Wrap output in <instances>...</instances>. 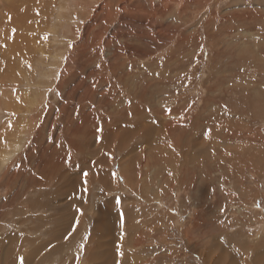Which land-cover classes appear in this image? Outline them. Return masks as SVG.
<instances>
[{
	"label": "rangeland",
	"instance_id": "rangeland-1",
	"mask_svg": "<svg viewBox=\"0 0 264 264\" xmlns=\"http://www.w3.org/2000/svg\"><path fill=\"white\" fill-rule=\"evenodd\" d=\"M8 5L0 69L17 71L0 90L13 120L0 114V246L22 251L16 264L35 245L59 250L32 264H99L111 245L109 264H264V0H0ZM43 150L83 182L75 209L65 179L37 169Z\"/></svg>",
	"mask_w": 264,
	"mask_h": 264
},
{
	"label": "bare ground",
	"instance_id": "bare-ground-1",
	"mask_svg": "<svg viewBox=\"0 0 264 264\" xmlns=\"http://www.w3.org/2000/svg\"><path fill=\"white\" fill-rule=\"evenodd\" d=\"M30 1V0H29ZM6 2V1H5ZM44 2V1H43ZM42 2V3H43ZM8 3H10V2H8ZM8 3H6V4H8ZM23 6V5H22ZM9 7V8H8ZM8 7L7 6H0V11H5V10H9V9H11V8H13L14 6H9L8 5ZM21 9H23V8H21ZM20 9V10H21ZM247 15V14H246ZM249 16V15H248ZM242 18V17H241ZM101 20H103V19H101ZM95 24H96V21H95ZM97 25V24H96ZM239 25V24H238ZM245 28H248V27H245ZM250 31V30H249ZM91 32V31H90ZM86 33H88V32H86ZM264 33V32H263ZM0 34H1V32H0ZM15 43L16 42H13L12 44H11V47H10V50H13L14 51V49L13 48H15L14 47V45H15ZM21 51H22V49H21ZM251 51V50H250ZM224 52V51H223ZM223 54V53H222ZM101 56V55H100ZM89 58V57H88ZM90 62V61H89ZM57 63V62H56ZM70 64H71V60L69 59V60H67V62H66V67L67 68H65V70L63 69L60 73H59V80L61 79V80H65V79H67L68 77H69V74H72V70L74 69H71L70 70ZM56 65H58V64H56ZM55 65V66H56ZM57 67V66H56ZM61 67V66H60ZM84 67V66H83ZM57 68H59V67H57ZM14 69L16 70L17 68L15 67V66H13V65H8V67H7V69H6V71L3 73L2 72V70L0 69V74L2 73L3 75L2 76H0V90H1V94L3 93V94H6L7 92H10V90L11 89H13L12 88V86L10 85V79H11V75L12 74H7L8 72H14ZM17 71V70H16ZM217 71L218 70H216V73H217ZM257 71V70H256ZM255 71V72H256ZM218 72H220V70L218 71ZM257 73V72H256ZM257 74H255V76H256ZM221 76V75H220ZM217 77V76H216ZM73 79H75V74H73L72 75V78H71V80H73ZM228 79H230V78H228ZM58 80V82L56 83V88H59V89H63V90H65L66 88H67V85L68 84H66V83H64L63 81H59ZM32 82V81H31ZM254 84V83H253ZM31 85L32 86H34L33 85V82L31 83ZM55 85V84H54ZM217 85V84H216ZM220 85V84H219ZM36 87V86H35ZM32 88H34V87H32ZM239 88H241V90L239 91V93H244L245 92V89H243L242 87H239ZM248 95L247 96H250V94H251V92L249 91V89H248ZM35 94V93H34ZM257 94V96H258V100H257V102L259 103V108H260V110H262V111H264V91H260V90H258L256 93H255V95ZM9 95H11V94H9ZM18 95V94H17ZM36 95V94H35ZM19 96V95H18ZM42 97V96H41ZM6 98V102H7V104H8V106L11 104L12 105V103L14 102V97H11L10 99L8 98V97H5ZM36 99H38V98H36ZM241 99V98H240ZM4 100V98H0V101L2 102ZM17 100V99H16ZM0 102V114H2L3 115V117L4 118H9L10 117V121L11 122H13V120H12V114L10 115V111H8V109H9V107H8V109L5 111L2 107H3V105H2V103ZM219 104V103H218ZM5 106V108H6V104L4 105ZM38 106H40V105H36V106H31V108H30V113H31V115H33L36 111H37V108H38ZM230 106V105H229ZM13 107H15L14 105H13ZM177 110V109H176ZM13 111V110H12ZM11 111V112H12ZM178 110L177 111H172V112H169V114H171V115H173V116H175L176 117V114H178ZM45 113V112H44ZM14 114V113H13ZM29 115V114H28ZM157 115H159V114H157ZM165 117H167L168 115H166V114H163ZM180 115H181V113H180ZM179 116V115H178ZM38 118H41V117H34V118H32V122H34V123H38ZM69 118V117H68ZM67 118V119H68ZM5 120V119H4ZM128 120V119H127ZM9 121V120H8ZM9 121V122H10ZM83 122L84 123H92L88 118H85L84 120H83ZM143 122V121H142ZM141 122V123H142ZM228 122V121H227ZM6 124H7V122H5ZM4 123V124H5ZM140 123V122H139ZM138 123V124H139ZM14 124H16V122L14 123ZM13 124V125H14ZM10 125V124H9ZM20 125H22V124H20ZM19 125V126H20ZM25 125V124H24ZM37 125V124H36ZM134 125V124H133ZM190 125H192V124H190ZM190 125H185V124H181L180 125V129H181V131L182 132H185V131H187L188 130V126L190 127ZM195 125V124H194ZM7 126V125H6ZM5 126V127H6ZM17 126V125H16ZM9 127V126H8ZM8 127L6 128V131H7V129H8ZM23 127V126H22ZM41 127H42V125H41ZM2 128H4V126L2 127ZM24 128H25V126H24ZM44 128H45V125L40 129V131H42V130H44ZM191 128H193L192 126H191ZM9 129H11V126H10V128ZM150 129V128H149ZM149 129L147 130V131H149ZM1 130V129H0ZM94 130V129H93ZM166 130L167 131H169V127H166ZM202 130V129H201ZM200 130V131H201ZM3 131V130H2ZM14 131V130H13ZM18 131V130H17ZM17 131H15V132H17ZM189 131V130H188ZM9 132H10V135L9 136H12V133H11V131L9 130ZM43 132V131H42ZM78 132V131H77ZM99 132V130H97L96 131V133H98ZM118 132V134H120L121 135V142L123 141V142H125L126 143V141L127 140H124V139H126V137H128L127 135H125L126 133H127V131L124 129V130H121V131H117ZM190 132V131H189ZM8 133V132H7ZM191 133V132H190ZM194 133V132H193ZM193 133H192V135H193ZM202 133V132H201ZM5 134V133H4ZM9 134V133H8ZM41 134L42 133H40V135H39V138H40V136H41ZM79 134V133H78ZM200 134V133H199ZM6 135V134H5ZM14 135V134H13ZM24 136V135H23ZM203 136H205V135H203ZM5 137V136H4ZM6 137H7V135H6ZM206 137V136H205ZM5 139V138H4ZM1 140V139H0ZM23 141V140H22ZM5 142V141H4ZM199 142V141H198ZM3 143V142H2ZM196 143V142H195ZM17 144V143H16ZM198 144V143H197ZM197 144H194V145H197ZM201 144V143H200ZM200 144H198L199 146H200ZM202 145V144H201ZM214 145V144H213ZM21 147V146H20ZM196 147V146H195ZM197 148H199V147H197ZM203 147H201L200 149H202ZM29 152H32V151H29ZM34 152V151H33ZM42 153H41V156L39 157V160L38 161H40L39 163H38V165H36V167H37V169H41V171L42 172H50V173H52V176H53V174L56 176V177H54L53 176V179H55V178H58V181H57V183L56 184H58V186L59 185H62V180L63 179H65V184L63 185L66 189H69V191H68V195L70 196H72L73 198H74V201H73V204H74V209L76 208V206H77V204H78V196H80V195H82V194H78V193H75L74 191H73V189L74 188H76V187H80V188H82L81 187V185H83V182H81V181H79L78 179H71V178H69V177H63V175H62V173H61V169H59V167H54L50 162H48V161H44L43 160V156L44 155H46V150H43V151H41ZM32 155H31V153H26L25 155H24V157H25V163H29L28 162V159H29V157H31ZM35 156V155H34ZM24 157H23V159H24ZM1 158H3V157H1ZM6 160L7 159H2V161H4V163H6ZM1 161V160H0ZM1 163V162H0ZM1 166V165H0ZM94 166H99V165H95L94 164ZM128 167H129V169L130 168H133V164H129L128 165ZM36 169V168H35ZM125 169H127V168H125ZM18 171H20V170H18ZM38 171V170H37ZM137 172H139L140 173V171H139V169H137L136 170ZM133 172H135V171H133ZM33 173H34V171H33ZM45 175V174H44ZM129 175H133V174H129ZM1 176V175H0ZM22 175H21V173H18V172H16V174L14 175V177L13 178H17V177H21ZM36 175H34V177H35ZM44 178H45V176H44ZM49 178V177H48ZM98 178H100L104 183H107L108 182V175L105 173V172H99L98 173ZM18 179V178H17ZM17 179H14V180H17ZM21 179H22V177H21ZM28 178H26V180H27ZM12 180V179H11ZM20 180V179H19ZM33 180V179H32ZM41 180V179H40ZM49 180V179H48ZM75 180H76V182H75ZM23 181H24V179H23ZM37 181V180H36ZM46 181V180H45ZM18 182V181H17ZM39 182V181H38ZM88 182V181H87ZM86 182V184H88ZM27 183H29L28 182V180H27ZM7 184H9V183H7ZM31 184V183H30ZM32 185V184H31ZM30 185V186H31ZM40 185V184H39ZM25 186V185H24ZM52 186V185H51ZM36 187V186H35ZM24 188V187H23ZM27 188H28V186H27ZM53 188V187H52ZM57 188V187H56ZM64 188V189H65ZM61 189H63V188H57L56 189V191L55 192H51V193H49L48 195H53V197H55V195L57 194V192H59V190L61 191ZM63 189V190H64ZM89 189V188H88ZM87 189V190H88ZM51 190V189H50ZM19 191V190H18ZM25 191V190H24ZM29 191V190H28ZM27 191V192H28ZM53 191V190H52ZM89 191V190H88ZM20 193V192H19ZM62 193H63V191H62ZM66 195V194H65ZM18 196V195H17ZM60 195H58V197H59ZM63 196V195H62ZM70 196V197H71ZM56 197H57V195H56ZM50 198H52V197H50ZM55 198H53L52 200H54ZM56 200H54V202H55ZM12 202V201H11ZM45 202V201H44ZM53 201H52V203H54ZM9 203V202H8ZM13 203V202H12ZM48 203H50V202H48ZM113 203H110V207H112V208H114V206L112 205ZM49 205V204H48ZM41 206V205H40ZM43 206V205H42ZM6 207V206H5ZM35 207V206H34ZM48 207V206H47ZM99 207V206H98ZM106 207V206H105ZM37 208V207H36ZM50 208V207H49ZM107 208V207H106ZM33 209V208H32ZM38 209V208H37ZM69 209V208H68ZM35 210V209H34ZM62 210V209H61ZM3 217V216H2ZM111 218V217H110ZM60 219H64V215L63 214H61L60 215V217H59V220ZM115 219H116V217L115 218H111V221H115ZM61 221V220H60ZM99 219L97 218V223H99ZM58 226H59V224H58ZM58 226H57V228H56V230L54 231V235H59L60 234V231L62 230V229H58ZM66 229H69V230H71L72 228H66ZM109 234V232H107V235ZM22 236H25V235H22ZM5 236H3L2 238H4ZM9 237V236H8ZM26 237V236H25ZM24 237V238H25ZM7 238V237H6ZM20 238V237H19ZM13 239V238H12ZM16 239V238H15ZM27 239V238H26ZM18 240H20V239H18ZM28 241V240H27ZM11 242H12V240H11ZM15 242H17V241H15ZM19 242V241H18ZM31 242V241H30ZM30 242H29V244H30ZM5 243V242H4ZM14 243V242H13ZM20 243V242H19ZM18 243V244H19ZM33 243H34V241H33ZM36 243V242H35ZM2 244V243H1ZM9 244V243H8ZM17 244V243H16ZM4 245V244H3ZM32 245H35V244H32ZM40 245V244H39ZM18 246V245H17ZM21 246V245H20ZM38 246V245H37ZM36 245L34 246V248L32 249V252H31V254H30V256H26V258H25V260H26V264H32L33 262H34V260L36 259V258H38V257H40L41 259L42 258H44V259H47L48 260V258H51V257H53L54 255H56L57 253H58V250H59V248L58 247H54V249L52 250V249H48L47 248V251H50V252H41L42 251V249H43V247H37ZM41 246V245H40ZM4 247H7V246H4ZM4 247H1L0 246V264H7L6 263V261L5 260H8V262H9V264H16L17 263V257L18 256H22V251L19 249L18 250V252H17V255L14 257L13 255H11L10 253H11V248L9 247V248H4ZM16 247V246H15ZM13 248V247H12ZM113 248V246L111 245L110 246V248L108 249V250H106V249H103V250H97V252H98V254H95L94 255V258L95 257H97V256H103V257H101V258H96L98 261H99V264H109V262H112L113 261V258L114 257H112L111 258V249ZM114 249V248H113ZM108 255V256H107ZM113 256V255H112ZM31 258L33 259V260H31ZM2 259H4V261L2 260ZM38 262V261H37ZM41 262V261H40ZM97 262V261H96Z\"/></svg>",
	"mask_w": 264,
	"mask_h": 264
}]
</instances>
